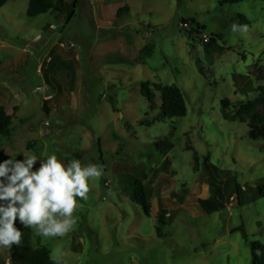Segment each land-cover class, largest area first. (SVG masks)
<instances>
[{
	"label": "rangeland",
	"instance_id": "obj_1",
	"mask_svg": "<svg viewBox=\"0 0 264 264\" xmlns=\"http://www.w3.org/2000/svg\"><path fill=\"white\" fill-rule=\"evenodd\" d=\"M65 1L63 13L35 18L27 15L30 0L0 7V105L12 117L0 150L35 155L33 170L52 154L65 164L104 166L88 180L87 200L76 197L72 230L44 237L33 228L34 245L61 264H252L250 242L264 244V196L239 198L231 178L236 172L242 189L264 190V138L250 140L248 117L237 115L264 86V0ZM244 21L247 32L232 31ZM180 23L204 27L224 51L199 36L189 40ZM147 81L154 105L141 94ZM154 85H177L186 117L153 122L162 106ZM204 158L226 202L212 214L198 203L213 193ZM135 179L151 188L148 216L133 197ZM158 192L171 215L162 237ZM9 263L2 247L0 264Z\"/></svg>",
	"mask_w": 264,
	"mask_h": 264
},
{
	"label": "trees",
	"instance_id": "obj_2",
	"mask_svg": "<svg viewBox=\"0 0 264 264\" xmlns=\"http://www.w3.org/2000/svg\"><path fill=\"white\" fill-rule=\"evenodd\" d=\"M9 0H0V7H3ZM246 0H219L220 5L228 4H239ZM67 5L65 0H30L29 8L27 15L30 18H35L40 15L47 13H63L65 6ZM76 8V3L70 5L67 18L70 19L74 15V10ZM129 12V7L125 6L120 8L116 16L122 17L123 15ZM243 24L248 25V21H244ZM205 30L204 27L197 26L196 29L187 31L186 36L189 40L195 41V36L200 35V31ZM204 42V41H203ZM205 46L213 47L215 52L222 53L224 51L223 47H220L216 44V40L211 38L210 41L204 42ZM147 49L149 54H152L153 45L148 44ZM152 84L147 81L143 82L141 85V94L145 97L151 105L155 104L156 94L152 89ZM155 88L161 91L162 93V106L159 110V115L153 120L155 121H165L174 118H184L188 113L187 104L185 101L183 91L177 85H154ZM264 105V86H261L258 89V97L255 101H250L247 104L240 105L237 115L241 120H244V117H248V138L250 140L256 141L264 138V109L261 112H258V108ZM224 109H227L230 106L228 100L222 102ZM12 117L9 115L6 107L0 105V135L9 137L11 135V123ZM162 144H165L164 142ZM167 147L170 145L165 144ZM23 160L22 157H15L10 153L0 150V162L4 160ZM200 156L194 151V162L195 170L198 171L200 168ZM203 165L206 171L209 173L208 184L212 190V195L209 198L198 199L199 206L203 212L207 214H212L214 212H219L226 208V202L223 200L220 187L214 184L212 174L215 173L216 168L210 163L209 159H203ZM36 164H34L33 169H35ZM232 183L235 191L240 198L241 193H256L259 192L264 196V190L258 187H250L245 190L242 189L241 185L237 182L236 172L232 175ZM133 187L135 190L133 192V197L143 207L144 213L146 216L150 214V201L152 199L151 188L146 185L141 179L134 180ZM159 202V214H158V226L156 228L157 234L159 237H162L163 226H165V220L169 219L171 215L168 214L167 200H165L160 192L157 194ZM234 198L233 196L231 199ZM235 199V198H234ZM233 199V200H234ZM169 202V201H168ZM3 203V202H0ZM15 227L21 231V246L12 245L9 248L10 251V263L9 264H61L60 261H57L52 258L50 251L44 247H36L33 243L34 230L31 227H25L17 217ZM233 231H244V227H238L233 229ZM247 237V235H246ZM251 255H252V264H264V244L259 241H251ZM0 247V251H1ZM259 251V255H257Z\"/></svg>",
	"mask_w": 264,
	"mask_h": 264
},
{
	"label": "clouds",
	"instance_id": "obj_3",
	"mask_svg": "<svg viewBox=\"0 0 264 264\" xmlns=\"http://www.w3.org/2000/svg\"><path fill=\"white\" fill-rule=\"evenodd\" d=\"M231 27L233 32L238 27L248 31L247 25ZM37 160L32 155L0 162V202H6L0 203V247L21 246L22 233L15 227L17 217L44 237L66 236L76 223V197L87 200L88 180L103 174V165L82 167L77 160L65 164L55 154L40 160L39 168L33 170Z\"/></svg>",
	"mask_w": 264,
	"mask_h": 264
},
{
	"label": "built area",
	"instance_id": "obj_4",
	"mask_svg": "<svg viewBox=\"0 0 264 264\" xmlns=\"http://www.w3.org/2000/svg\"><path fill=\"white\" fill-rule=\"evenodd\" d=\"M180 28H182V29H185V30H192V29H190V27H189V25L187 24V23H180ZM199 37H202L203 38V41L204 42H208V41H210L211 40V38L210 37H208L206 34H204V33H202V32H200V35H198ZM198 36H195V38H197ZM234 198H232V200H233Z\"/></svg>",
	"mask_w": 264,
	"mask_h": 264
}]
</instances>
